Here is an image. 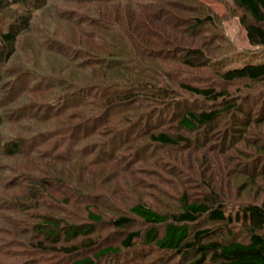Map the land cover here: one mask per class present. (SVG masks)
Here are the masks:
<instances>
[{
	"label": "rangeland",
	"instance_id": "374dc122",
	"mask_svg": "<svg viewBox=\"0 0 264 264\" xmlns=\"http://www.w3.org/2000/svg\"><path fill=\"white\" fill-rule=\"evenodd\" d=\"M169 1L167 7L172 16L166 19L175 21L179 31L188 27L183 23L190 17L204 19L205 24L191 30L192 37L184 45H199L204 49L205 65L189 68L174 59H166L167 81L171 86L175 81H183L224 89L249 111L257 124L244 128L235 122V117L226 114L216 124L197 133L182 131L176 127L178 117L173 111L184 108L170 106L174 98L181 102L190 100V105L198 109L214 107L191 98L177 85L173 86L176 94L169 95L168 106L151 104L145 110L141 107L149 102L143 99L140 108L121 105L108 120L101 121L99 98L89 102L92 100L87 101L89 95L93 93L86 96L81 92L90 89L91 83L76 90L68 76L74 69L68 68L67 59L77 55H80L79 60L83 59L82 54L68 53V50L79 46L61 36L57 39L63 43L54 48L62 55L41 53L43 44L47 43L42 26L53 15L64 11L76 21V15L84 12V3L49 0L48 6L54 5L52 11L48 7L37 12L32 28L19 37L12 61L0 63V107L6 119L2 137L4 141L20 139L22 143L21 151L15 156L0 152V228L14 229L10 234L0 232V264H71L105 246L119 245L120 239L130 231L146 230V225L130 214L128 209L132 205L143 203L161 213H177L180 210L178 198L182 194L190 201L216 194L233 219L232 222H214L202 217L190 226L188 241H192L196 231L203 229L212 232L202 243L249 241V224L236 221L234 215L247 205H264V81L223 82L218 77L217 67L228 69L264 61V47L249 42L245 26L250 19L247 20L248 16L233 0ZM165 49L170 57L184 55L170 46ZM81 71L87 74L86 70ZM50 103L54 105L49 106ZM140 113L146 115L139 117ZM148 113L151 116L141 119ZM133 123L139 126L130 128ZM159 131L190 137V144L179 148L151 145L148 137ZM47 133L51 134L50 139L41 135ZM42 179L50 180L45 193L39 192L43 197L37 191V199L31 200V186ZM14 199L19 201L18 211L8 210L5 203ZM34 203L37 208L32 206ZM89 212L99 215L102 221H91ZM42 213L59 219L62 225H78V235L54 242V238L34 228L41 223ZM4 215L6 221L11 217L14 224L4 225ZM118 216L132 217L133 226L116 229L111 220ZM90 225L91 232L80 234ZM159 231L162 233L163 229ZM259 233L264 235V228ZM38 242H43L46 249L77 246L78 250L69 256L61 252H42ZM136 244L132 251L104 257L98 264H219L208 252L185 255L184 251L161 249L153 243L144 245L137 241Z\"/></svg>",
	"mask_w": 264,
	"mask_h": 264
},
{
	"label": "trees",
	"instance_id": "16d2710c",
	"mask_svg": "<svg viewBox=\"0 0 264 264\" xmlns=\"http://www.w3.org/2000/svg\"><path fill=\"white\" fill-rule=\"evenodd\" d=\"M48 1L0 0V63L12 61L17 51L16 43L19 37L32 28L31 22L35 14L49 7ZM79 2L84 3L82 5L84 12H79L76 15V21L73 16L69 15L70 13L67 14L68 12L64 11L56 16L53 15L51 20L42 26L46 31L47 43L43 44L41 53H46L44 56L47 54L48 56L50 54L62 55L58 49L54 48H59L61 46L59 44L63 43L62 40L58 41L57 39L61 36L79 46L78 49L74 47V49L68 50V53L82 54L83 58L79 60L80 55H77L76 58L74 56L73 59H67L69 60L67 61L69 63L68 68L73 67L74 69L68 76L73 80L72 85L76 90L82 89L80 88L81 85L91 83L90 89H82L81 92L86 96L89 92L93 93L89 95L87 101L92 99L89 102H95V98H99L98 107L102 109L101 121L110 117L114 110L121 105L140 108L143 104L142 101L146 100L149 103L141 107H145V110H148L147 108H150L151 104L153 106H160V104L168 106L171 99L169 95L176 94L173 86L177 85L191 98L210 103L214 107L198 109L193 104L190 105V100L181 102L180 99L174 98L175 102L170 106L175 104L176 107L184 108L182 111L179 109L173 111V114L178 117L176 127L182 131L197 133L201 129L216 124L226 114L235 117V122L243 125L244 128L256 123V119L255 121L251 119L249 111L245 110L241 104L236 103L234 98L229 97V93L224 89H217L211 85H194L183 81H175L174 85L171 86L170 81H167L169 76L164 70L169 59H174L189 68L205 65L204 49L199 45H184V42H189L188 39L190 40L192 37L191 30L199 29L205 24L204 19L198 16L190 17L186 23H183L187 24L188 27L179 31L177 28L179 25H176L175 21L168 22L166 19L168 15L172 16V12L168 11L167 7L169 0H151V2L144 0H79ZM233 2L248 16L247 20L250 19V22L245 26L249 42L264 47V0H233ZM91 3L98 4L91 5ZM53 6L49 7L48 10L53 9ZM90 10L93 12L89 13ZM174 18L177 20V17ZM243 22L246 23L244 17ZM83 24H88L91 27L86 28ZM168 46L174 48L176 53L184 52V55H180V58L170 57L166 53L167 49H165ZM35 65L37 64L33 66L36 67ZM217 68L218 77L223 82L264 81V61L250 62L240 67L228 69H223L218 65ZM81 70H86L87 74L85 75ZM52 82L54 84L55 80ZM31 89L35 90V87ZM146 91L149 94L145 93L146 95H144ZM113 97L115 98L113 99ZM55 102L53 101V103ZM52 105L54 104H49V106ZM1 107L0 152L5 156H15L21 151L22 143L20 139L3 140L2 128L6 119L4 112H2L4 109ZM157 110L155 109L156 113L159 112ZM144 115L146 113H140L139 117ZM149 116H151L150 113L141 119L145 120ZM138 126V124L133 123L130 128L135 129ZM41 135L50 139L51 134ZM148 139L151 145L176 148L185 143L190 144L191 141L190 137L164 131L152 133ZM56 169L54 170L55 173ZM262 181L264 183V174ZM47 182L49 184L50 180H38L37 183H34L35 185L31 186V189L29 188L33 192L30 195L31 200L37 199V191L43 197L44 194L41 195L39 192L45 193L44 188L46 189ZM33 187H37L38 190L33 189ZM8 201L5 202L8 210L18 211L21 208L18 200ZM178 203L180 210L171 214L161 213L143 203L132 205L128 209L130 214L140 219L146 225V230L130 231L120 239L119 245L105 246L91 256L86 255L73 260L71 264H98V261L104 257L119 256L124 251H132L137 246V241L144 245L153 243L161 249L184 251L185 255L190 252L205 254L208 252L212 254L213 260L219 264H264V235L259 233L264 228V205H247L242 208L241 213L234 215L236 221L249 224L251 237L248 242L222 243L216 240L202 243V240L208 237L212 230L196 231L190 242L188 240L191 237L190 226L192 224L205 216L214 222H232V214L226 213L219 197L212 193L195 201H190L185 194H182L178 198ZM32 206L37 208L35 203ZM40 216L42 221L36 224L34 228L41 230L40 233L46 237L54 238V242L78 235L80 228L78 225L65 226L60 223L62 221L48 214L42 213ZM2 218L5 219L4 223L2 222L4 225L5 223L14 224L10 221L11 217L7 221L5 215ZM88 218L94 223L102 221L99 215L92 212H89ZM111 222L116 229L123 230L133 226L134 219L130 216H118L114 217ZM159 228L163 229L162 233ZM11 230L14 229L8 228V226L0 228V232L7 234H10ZM91 230L92 226H87L80 234L91 232ZM38 245L42 252H46V250L50 253L61 252L65 256L73 255L78 250L77 246H54L46 249L43 242H38Z\"/></svg>",
	"mask_w": 264,
	"mask_h": 264
}]
</instances>
